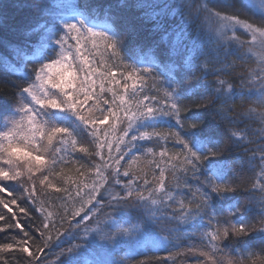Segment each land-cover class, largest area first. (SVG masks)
Returning a JSON list of instances; mask_svg holds the SVG:
<instances>
[{
    "label": "snow or ice",
    "instance_id": "obj_1",
    "mask_svg": "<svg viewBox=\"0 0 264 264\" xmlns=\"http://www.w3.org/2000/svg\"><path fill=\"white\" fill-rule=\"evenodd\" d=\"M56 7L73 10L23 26L39 37L32 68L0 92V264H48L52 249L54 264H264V0H182L174 28L152 18L183 77L174 60L130 62L110 11L98 24Z\"/></svg>",
    "mask_w": 264,
    "mask_h": 264
},
{
    "label": "trees",
    "instance_id": "obj_2",
    "mask_svg": "<svg viewBox=\"0 0 264 264\" xmlns=\"http://www.w3.org/2000/svg\"><path fill=\"white\" fill-rule=\"evenodd\" d=\"M256 1L258 2V0ZM181 2L182 0H68V3L73 6L79 5L80 10L86 9L88 12L95 10L98 24L103 23L104 13L110 11L113 19L128 33V42L123 55L132 58L130 62H135L140 57L154 56L157 63L163 66V64L174 60L177 63H183V67L178 69L181 77H183L189 67L187 57L170 51L172 42L169 41L168 36L162 31H156L151 23L152 18L158 17L164 21L165 26L170 25L174 28L180 22V17L175 14L179 9L173 5H178ZM250 2L251 0H237L238 5L249 4ZM31 3L32 0H0V92L5 91L11 83L19 82L18 77L29 72L32 68V64L26 63V57H30L31 50L38 47L35 42L39 37L25 33L22 30L23 26L29 22H42L41 10H43L44 15L48 14L49 8L52 9L53 13H69L73 10L72 8L56 7L58 4L64 3V0H39L41 9H34L31 7ZM194 30L195 28H193ZM180 51L182 52V48ZM183 82L185 85H189L194 83V80L189 77ZM6 99H10V97L0 96V103H4ZM259 129L260 125L258 124H252L250 127V131L258 132ZM249 138L255 139L256 137L250 136ZM236 155H243V153L241 150H237L234 156ZM137 166L145 167V161L141 160ZM66 175H71L73 179H76L74 170L72 172L66 171ZM54 183L57 186H63L59 178L54 179ZM16 194L19 195L18 192ZM0 197L5 200L11 199L4 193H0ZM40 199L44 201L47 211L53 213V218L58 220L59 215L63 213L60 207L63 200L58 198L54 189H45ZM14 211L18 213V209L14 208ZM0 214L11 216V213H8L2 206H0ZM18 217L24 219L23 214L18 213ZM3 223L0 221V225ZM51 234L55 238V229L52 230ZM184 235L181 234V237L183 238ZM187 235L191 236V232ZM196 239L198 238L193 237L188 242L191 243ZM56 251L58 249H52L50 252L46 250L48 264H54ZM154 254L161 257L167 255L162 250ZM149 255H153V253L150 252ZM124 256L125 251L120 250L116 259ZM83 259H91V257H84ZM141 259L143 256L137 255L134 260H127L126 264H137V261Z\"/></svg>",
    "mask_w": 264,
    "mask_h": 264
},
{
    "label": "rangeland",
    "instance_id": "obj_3",
    "mask_svg": "<svg viewBox=\"0 0 264 264\" xmlns=\"http://www.w3.org/2000/svg\"><path fill=\"white\" fill-rule=\"evenodd\" d=\"M251 2H257L256 0H251Z\"/></svg>",
    "mask_w": 264,
    "mask_h": 264
}]
</instances>
